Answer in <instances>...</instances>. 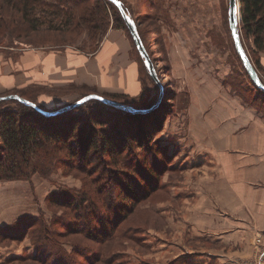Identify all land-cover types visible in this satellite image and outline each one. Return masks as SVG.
Here are the masks:
<instances>
[{"label":"rangeland","instance_id":"374dc122","mask_svg":"<svg viewBox=\"0 0 264 264\" xmlns=\"http://www.w3.org/2000/svg\"><path fill=\"white\" fill-rule=\"evenodd\" d=\"M121 1L131 10L166 87L162 109L168 107L172 114L167 117L163 130L168 131L172 120L191 122L193 116L189 108L193 97L201 101V93L208 87L216 90L214 93L221 90L235 104L243 102L264 113V92L251 79L235 45L229 0ZM101 3L106 8L102 10L106 13L103 21L99 13ZM84 8L93 11L89 14L91 17L98 15V18L86 22L88 14H84ZM120 17L117 7L106 0H39L30 5L21 2L15 8L6 5L0 13V48L72 46L93 53L109 30H122L129 36L133 54L140 61L142 92L145 87L140 103L151 97L158 99L159 86L150 76L127 25L115 23ZM239 30L243 45L264 83V67L257 64L264 49L259 50L254 38H246ZM37 92L34 88L22 94L36 98ZM83 93L74 89L56 91L55 96L66 100L53 109L81 99ZM109 93L104 96L117 101L139 96ZM88 103L91 102L70 110L71 114L78 113L74 117L82 119V113L88 112ZM5 104L0 105L1 112L19 108L16 102ZM210 115L207 111L205 118L208 120ZM163 130L155 135L160 139L154 138L152 149L158 152L159 158L162 152L169 155L167 161L164 159L168 166L161 169L159 180H150L151 184L158 183L157 189L145 197L150 188L142 187L144 177L137 169L141 162L151 161L152 157L139 146H134L132 154H125L126 159L122 155L119 164L111 162L102 152L96 151L95 157L86 160L73 158L68 155V149L61 148L57 150L61 162L52 167L34 157L31 160L39 159L42 168L35 170L36 163L26 167L24 161L22 169L26 177L18 174L19 177L10 179L0 175V264H119V259L128 251L138 255L139 260L134 264L168 262L163 259L166 254L145 248L146 239L155 243L156 248L165 246L163 241L174 245L190 241L189 233L186 235L176 223L181 226L185 224V216L187 221L193 218L190 214L197 199L193 195L189 200L176 201L178 193L192 189L196 177L186 172L196 164V157L176 155L175 138L162 134ZM2 143L0 138V146ZM5 162L9 164L0 160V169ZM133 185L137 186L136 190ZM137 197L140 201L130 211ZM126 212L129 215L124 219L122 214ZM115 221H118L116 225ZM259 236L262 239L256 241L260 244L259 250L254 258L250 257L255 264L264 257V237ZM188 244L191 248L210 247L194 242ZM88 251L94 253L91 261L86 259ZM68 259L70 262L66 261Z\"/></svg>","mask_w":264,"mask_h":264},{"label":"crops","instance_id":"0c3cea01","mask_svg":"<svg viewBox=\"0 0 264 264\" xmlns=\"http://www.w3.org/2000/svg\"><path fill=\"white\" fill-rule=\"evenodd\" d=\"M133 51L129 36L113 29L93 53L72 46L0 48V97L36 88V102L53 109L66 100L55 96L60 89L139 95L143 82ZM261 64L264 67V52ZM211 88L201 89V101L193 97L191 122L172 120L162 132L175 138L176 155L196 157L186 172L196 177L192 189L178 193L176 202L193 195L197 199L193 218L187 221L185 216L181 226L176 223L190 241H163L165 246L156 248L146 239L145 248L166 254L165 264H255L250 257L259 250L257 237H264V113L243 102L235 104ZM190 242L210 247L191 248ZM124 256L119 264L139 260L132 251ZM256 264H264V257Z\"/></svg>","mask_w":264,"mask_h":264},{"label":"trees","instance_id":"16d2710c","mask_svg":"<svg viewBox=\"0 0 264 264\" xmlns=\"http://www.w3.org/2000/svg\"><path fill=\"white\" fill-rule=\"evenodd\" d=\"M35 1L39 0H0V13L6 5L15 8V6L21 4V2H24L25 5H30ZM106 1L115 8L117 7L120 12L121 17L117 18L115 23L118 22L120 26L126 27L125 20L118 6L112 1ZM240 1L242 10V20L240 22L241 32L243 31L246 38L253 37L258 49L262 50L264 49V0ZM103 4L104 3H101L102 9L99 12L101 14L100 20L102 21L105 20L104 16L106 14H103L102 11H106L105 4ZM76 5H78V3ZM125 8L131 12L127 6H125ZM84 9V14H88L85 16L86 22L91 23L98 18V15L94 17L89 15L93 11L88 10L87 8ZM126 28L128 29V27ZM131 38L133 39L132 35ZM257 64L262 66L259 59L257 60ZM144 91L145 87H143V92L141 91L142 93H140L139 96L128 98L129 101H120L138 108H147L154 105L158 99L153 97L143 100V103H140ZM90 93L92 92L83 93L82 97ZM24 97L34 101L39 107H41V104L37 103L34 98L27 97L26 95ZM8 102H16L19 108L2 112L0 111V118H3L0 122V138L3 142L0 146V151L2 152V154H0V160H6L9 162L7 165L5 162L4 167L0 169V175L2 177L10 179L19 176L21 178L26 177L23 174L24 171L22 169L24 161H26V167L36 163L35 170L36 168H42V165L38 164L40 160L43 162V165L45 162H48L49 166L52 167L56 163L61 162L60 159H58L59 156L57 154V150H60L61 148L68 149V155L73 158H85L86 160L91 159L89 158L90 156L95 157L93 155H95L94 153L96 151L97 153L102 152V154L107 155L111 162L119 164L121 163L122 155L126 159L127 157L124 155L132 154L134 152V146H139L145 148L147 153L152 157L150 159L151 161H148L147 159L144 160V162L140 161L142 167L140 166L139 169L136 168L138 173L144 177V181L142 182L145 184L141 183L142 187L146 186L150 188L145 193L144 197L157 189L155 186L158 183H155L154 181L153 184H151L150 180H159V178H161V169L168 166L165 160L167 161L169 158V155L162 151V157L159 158L158 152L152 149L154 146L153 140L154 138L156 139L155 135L163 130L167 117L172 114V112L167 110L168 107L162 109L164 101L159 108L152 112L132 114L107 105L97 99H91L87 101L91 103H88L89 105H87L88 112L82 113V119L79 116L78 118L77 116L74 117V115H77L78 113L71 114L70 110L56 116H45L35 107L26 105L15 99L2 100L0 101V105H6L5 103ZM78 108H80V106L75 109ZM101 115L103 117H101ZM98 116H100L99 119ZM98 126L101 127L98 128ZM143 156L144 158L146 157V155ZM34 157H39L40 160L35 159V161H32L31 159ZM140 162H138V165ZM129 187L126 188L127 191H130ZM133 187V189L136 190L137 186L133 185ZM135 195L137 194L135 193L134 196ZM138 198L140 197H137V201H133V207H131L130 211H132L140 201ZM122 215L123 218L126 219L129 213L126 212ZM117 222L118 221H115V225ZM134 235L140 236V233H134ZM87 253L86 259L91 261V254L94 253L91 251H88ZM66 261L70 262L69 259Z\"/></svg>","mask_w":264,"mask_h":264},{"label":"water","instance_id":"95a60500","mask_svg":"<svg viewBox=\"0 0 264 264\" xmlns=\"http://www.w3.org/2000/svg\"><path fill=\"white\" fill-rule=\"evenodd\" d=\"M115 3L118 8L121 11V14L125 20V23L130 31V34L133 37V40L137 46V49L141 55V57L144 59L145 65L149 71L150 76L153 78V80L157 83L160 89L159 97L157 102L147 108H138L135 107L131 104L124 103L121 101H117L112 98L105 97L103 95L97 94V93H92L88 94L81 99L70 103L68 105H65L63 107H60L56 110H47L42 107H39L35 102L28 100L24 97H22L19 94H9V95H4L0 97V101L2 100H11L15 99L18 100L26 105H30L32 107H35L40 113H42L45 116H56L58 114L65 113L69 110H72L76 107L81 106L82 104L86 103L87 101L91 99H97L107 105H110L112 107H115L117 109L123 110L128 113L132 114H138V113H147V112H152L155 109L159 108L160 105L163 103L164 98H165V85L163 84L162 80L160 79L156 65L154 63V60L151 58L150 53L148 52V49L145 46L144 40L140 34L138 25L136 23V20L134 17L131 15V13L124 7V4L121 0H109ZM229 20H230V28L232 31V35L234 37L235 45L237 48L238 53L240 54V57L242 59V62L250 75L251 79L255 83V85L262 89L264 91V83L259 75V72L255 68L247 50L245 49L243 42L241 40V34H240V22L242 20V10H241V1L240 0H229Z\"/></svg>","mask_w":264,"mask_h":264},{"label":"built area","instance_id":"2783aa9c","mask_svg":"<svg viewBox=\"0 0 264 264\" xmlns=\"http://www.w3.org/2000/svg\"><path fill=\"white\" fill-rule=\"evenodd\" d=\"M262 239H261V237L259 236L258 238H257V242H259V241H261Z\"/></svg>","mask_w":264,"mask_h":264},{"label":"bare ground","instance_id":"6f19581e","mask_svg":"<svg viewBox=\"0 0 264 264\" xmlns=\"http://www.w3.org/2000/svg\"><path fill=\"white\" fill-rule=\"evenodd\" d=\"M146 46V45H145ZM147 48V47H146Z\"/></svg>","mask_w":264,"mask_h":264},{"label":"flooded vegetation","instance_id":"af4514ba","mask_svg":"<svg viewBox=\"0 0 264 264\" xmlns=\"http://www.w3.org/2000/svg\"><path fill=\"white\" fill-rule=\"evenodd\" d=\"M151 58H152V56H151Z\"/></svg>","mask_w":264,"mask_h":264}]
</instances>
